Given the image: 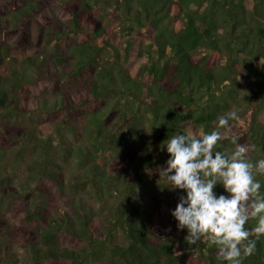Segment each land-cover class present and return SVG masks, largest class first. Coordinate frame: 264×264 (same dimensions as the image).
<instances>
[{
	"label": "trees",
	"instance_id": "obj_1",
	"mask_svg": "<svg viewBox=\"0 0 264 264\" xmlns=\"http://www.w3.org/2000/svg\"><path fill=\"white\" fill-rule=\"evenodd\" d=\"M20 4L25 6L22 0L15 2L16 7ZM39 5L35 12L40 32L37 42L49 41L58 49L66 44L74 56L70 63L62 55L51 61L56 79L78 82L85 74L93 78L76 93L61 98L59 121L71 129L73 118L93 114L88 122L93 143L80 156L95 162L91 166L92 187L106 185L107 191L112 186L100 168L105 162L113 171L109 173L112 180L131 186L142 181L145 170L156 167L149 153L136 155L140 151L132 142L136 134L140 137L136 122L130 117L129 129L116 131L118 120H128V112L136 118L146 114L158 121L153 140L161 143L178 132L210 133L217 117L228 108V100L236 98L234 85L252 77L246 64L264 58V0H39ZM25 34L23 28L16 32L15 53L30 64L42 63L32 55L33 48L24 46ZM133 45L137 46V61L131 69L120 64L119 48L123 46L128 53ZM6 50L13 49L0 45V61ZM140 67L141 79L131 75ZM254 75L258 82L254 97L246 113H238L239 119L230 121L228 129L235 126L241 132L242 141L238 142L257 145V151L250 153L253 161L264 158V71ZM189 90L202 92L206 100L198 105L194 95L187 94ZM133 103L141 107L140 112L133 111L135 107L130 109ZM6 105L4 90L0 89V108ZM111 119L116 122L111 123ZM188 120L192 130L177 131V126ZM226 146L234 148L229 139L216 147L223 152ZM65 151L71 152V148ZM98 159L101 161L96 165ZM257 179L264 193V175ZM219 189L228 195L222 185L214 188ZM166 202L170 208L178 203ZM113 213L126 238V244L111 250L118 257L117 264H228L217 259L215 246L204 242L189 246L184 239L187 229L178 230V222L161 216L160 209L147 213L139 205L122 200ZM34 215L42 216V212L31 209L25 214L29 220ZM255 224L250 220L246 227ZM168 227L171 232H167ZM86 228L85 223L81 229L75 228L65 214L55 218L47 228L37 230L42 245L31 247V260L72 264L95 261L100 258L97 251H87V255L84 248L83 252L75 251L59 244L60 234L87 237ZM87 240L92 242L91 237ZM243 264H264V236L257 242L255 254Z\"/></svg>",
	"mask_w": 264,
	"mask_h": 264
},
{
	"label": "rangeland",
	"instance_id": "obj_2",
	"mask_svg": "<svg viewBox=\"0 0 264 264\" xmlns=\"http://www.w3.org/2000/svg\"><path fill=\"white\" fill-rule=\"evenodd\" d=\"M16 1L0 0V45L13 49L6 50L0 61V89L4 90L7 100L6 107L0 108V264H72L69 261L38 263L31 260V247L42 245L37 230L47 228L48 224L63 214L77 229H81L82 223H85L87 237L80 239L71 234H60L58 240L61 246L82 252L84 248L87 255L97 251L100 258L89 264H117L118 257L112 255L111 250L115 245L126 244V238L121 226L114 222V208L122 200H129L139 205L144 212L153 214L156 209H160L161 216L175 220L171 215L175 208H170L164 202H179V197L185 195L183 190H170L159 175L158 170L167 166L165 162L169 154L166 147L162 148L163 143L153 140L158 121L151 120L146 114L136 118L134 113L130 115L128 112V120H118L115 125L116 131H127L131 124L130 117L136 122L140 132V137L136 134L132 139L140 150L136 151V155L149 153L156 167L151 171L145 170L142 181L131 186L123 180H112L109 173L113 171L110 164L105 162L106 166L101 164L100 168L112 189L105 190L106 185L92 187L91 166L95 162L93 159H82L80 153L85 154L93 143L88 130V122L93 114H79L71 120L73 128L70 129L59 121L62 115L58 107L64 95L76 93L93 78L85 74L78 82L63 78L58 81L49 64L59 55L69 63L73 62L74 56L69 53L66 44L58 49L49 41L37 42L39 23L35 12L40 7L39 0H22L25 6L20 4V7L15 6ZM22 28L26 33L24 46L33 48L32 55L36 54L43 60L42 63L30 64L29 60L25 61V58L15 53V35ZM136 48L133 45L125 53L121 46L120 64L130 65L133 69L137 61L134 58ZM246 65L252 77L247 82L237 81V85H234L236 98L228 100L229 106L221 115L229 110H236L237 114L246 113L245 109L258 87L254 73L264 71V61L261 59ZM140 69L142 67L131 72V75L141 79ZM187 94H193L198 105L206 100L202 92L194 94L193 90H189ZM21 109L27 112L23 113ZM140 109L137 106L133 111L140 112ZM110 121L116 122L115 119ZM192 125L191 121H185L177 126V131L192 130ZM213 126L216 127V123ZM231 129L224 133L229 136L241 134L235 126ZM67 147L71 148V152L65 151ZM76 149H82V152H74ZM233 149L232 146H226L221 150L230 153ZM100 161L98 159L96 165ZM125 173H121L122 179ZM214 191L217 195L222 193L221 189ZM31 209L42 212V216L34 215L29 220L25 214ZM166 230L171 232L169 227ZM89 237L92 242L87 240Z\"/></svg>",
	"mask_w": 264,
	"mask_h": 264
},
{
	"label": "clouds",
	"instance_id": "obj_3",
	"mask_svg": "<svg viewBox=\"0 0 264 264\" xmlns=\"http://www.w3.org/2000/svg\"><path fill=\"white\" fill-rule=\"evenodd\" d=\"M237 119V111L229 110L217 117L210 133L173 134L162 144L169 154L167 166L158 170L170 190L185 192L171 215L178 230L187 229L186 243L215 246L217 259L228 264H243L264 236V193L257 179L264 175V158L253 161L250 153L257 151L256 144L240 143L239 136L220 131L230 129V121ZM223 139L234 145L230 153L217 150ZM217 185L228 195H217ZM250 220L256 224L248 228Z\"/></svg>",
	"mask_w": 264,
	"mask_h": 264
},
{
	"label": "built area",
	"instance_id": "obj_4",
	"mask_svg": "<svg viewBox=\"0 0 264 264\" xmlns=\"http://www.w3.org/2000/svg\"><path fill=\"white\" fill-rule=\"evenodd\" d=\"M262 60L264 61V58Z\"/></svg>",
	"mask_w": 264,
	"mask_h": 264
}]
</instances>
